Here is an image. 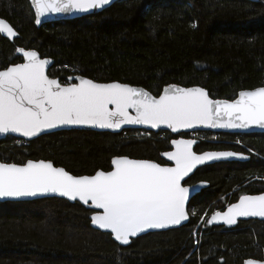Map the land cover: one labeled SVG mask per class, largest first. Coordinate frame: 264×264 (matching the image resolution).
Listing matches in <instances>:
<instances>
[{
  "label": "trees",
  "instance_id": "trees-1",
  "mask_svg": "<svg viewBox=\"0 0 264 264\" xmlns=\"http://www.w3.org/2000/svg\"><path fill=\"white\" fill-rule=\"evenodd\" d=\"M0 17L19 34L13 40L0 34V69L20 62L16 49L24 47L52 58L48 75L64 84L79 74L139 85L154 95L168 84L198 85L212 98L228 100L241 90L264 86V0H118L100 12L39 27L29 0H0ZM195 134L196 152L231 149L249 159L201 166L184 181L209 183L190 199L185 224L121 246L110 233L91 227L93 211L77 201L0 202V264L264 260V220H240L231 228L207 224L209 215L236 200L240 190L264 191V133ZM173 136L140 129H69L29 141L8 135L0 139V161L50 160L74 175L109 170L114 156L165 164L162 154L171 148Z\"/></svg>",
  "mask_w": 264,
  "mask_h": 264
},
{
  "label": "snow or ice",
  "instance_id": "snow-or-ice-1",
  "mask_svg": "<svg viewBox=\"0 0 264 264\" xmlns=\"http://www.w3.org/2000/svg\"><path fill=\"white\" fill-rule=\"evenodd\" d=\"M110 2L32 0L37 24L47 13L88 12ZM0 34L9 38L17 35L3 18H0ZM16 51L23 54L25 62L0 70V134L14 132L33 137L64 125L108 129H120L125 124L152 128L167 125L173 132L196 125L264 127V87L242 90L229 101L211 99L202 87L184 88L175 84L166 86L158 97L126 83H98L80 76L75 77L78 83L62 85L46 74L48 59H42L35 50ZM171 143L175 150L163 155L175 162L173 167L117 156L111 161V171L97 170L94 175L76 176L63 167H55L51 161L0 162V198L55 193L71 200L79 199L84 204L91 202L102 210L91 216L92 224L110 230L115 240L128 244L130 237L150 229L179 225L188 219L185 205L190 187L182 181L198 165L243 156L231 151L197 154L192 150L196 141L191 139ZM250 216L264 217V194L241 195L238 203L229 205L224 213L215 212L207 223L221 218L232 225L237 217ZM245 264L261 262L250 259Z\"/></svg>",
  "mask_w": 264,
  "mask_h": 264
},
{
  "label": "water",
  "instance_id": "water-1",
  "mask_svg": "<svg viewBox=\"0 0 264 264\" xmlns=\"http://www.w3.org/2000/svg\"><path fill=\"white\" fill-rule=\"evenodd\" d=\"M116 1L118 0H111V2L108 4V5H105L103 8H99V9H92L88 12H78V11H73V12H65V13H47L45 14L44 16H41L40 17V23L37 24L36 23V12H35V7L34 5L32 4V0H29L30 2V5H31V8H32V11L34 13V24L35 26L39 27L40 25H42L43 23H47V22H53V21H58V20H65V19H73V18H77V17H81V16H84V15H87V14H92V13H97V12H100L106 8H108L109 6H111L112 4H114ZM250 1H254V2H257L258 0H250ZM0 18H3V17H0ZM5 19V18H3ZM6 20V19H5ZM9 22V21H8ZM10 23V22H9ZM14 28V27H13ZM15 29V28H14ZM16 31V29H15ZM17 35L15 37H7L5 34H1L3 37L9 39V40H13L14 38H17L19 36L18 32L16 31ZM19 48H23L25 50H35V49H32V48H24V47H19ZM39 56L44 59H48L50 61V63L46 66V74L48 75V69L53 65V59L50 58V57H42L40 55V53L35 50ZM17 55H19L21 57V61L20 62H17L15 64H19V63H24V57H23V54L22 53H19L17 52ZM11 65H14V64H11ZM10 66V65H9ZM8 67V66H7ZM4 69V68H3ZM2 70V69H0ZM49 76V75H48ZM77 76H80V77H84V78H87V79H91L89 77H85L83 75H79V74H75V75H72L70 79V83H78L79 81L75 79V77ZM49 78H52V79H57L59 80V78L57 77H51L49 76ZM93 80V79H91ZM95 82H98V83H110V82H120V83H125V82H121V81H117V80H113V81H108V82H99V81H96V80H93ZM60 82V80H59ZM61 83V82H60ZM62 85H66V84H69V83H61ZM126 84H129V85H132L134 87H139V88H143L144 90L148 91L146 88L142 87V86H139V85H133V84H130V83H126ZM168 85H173V84H168ZM168 85H165L161 92L158 94V95H154L150 92L153 96H159L162 92H163V89L168 86ZM177 85V84H175ZM180 87H184V88H190V87H201V86H198V85H194V86H189V87H185V86H181V85H178ZM259 87H264V86H259ZM203 88V87H202ZM258 88V87H256ZM205 89V88H204ZM255 88H252V89H244V90H253ZM206 90V89H205ZM207 91V90H206ZM242 91V90H241ZM208 92V91H207ZM240 92V91H239ZM238 92V94H239ZM237 94V96H238ZM236 96V97H237ZM209 97L211 99H219V100H228V99H222V98H212L210 95ZM235 97V98H236ZM234 98V99H235ZM233 100V99H232ZM231 101V100H229ZM131 114L132 115H135V112L134 110H130ZM69 129H83V130H95V131H109V132H113V133H117V132H120L124 129H140V130H146V131H153V132H157L159 130L161 131H169L171 134L173 135H180L182 133L186 134V133H192V132H200V131H210V132H224V133H264V127H260V126H257V125H253L251 127H248V128H221V127H216V128H212V127H208V126H205V125H196L194 126L193 128H190V129H179L178 131L176 132H173L170 128L167 127V125H161L160 127L158 128H152L150 125H144V124H125V125H122L120 129H108V128H99V127H96V126H91V125H64V126H58L56 128H52V129H46L44 130L43 132L39 133L37 136H33V137H25L23 136L22 134L20 133H14V132H9V133H4V134H0V139L8 136V135H11V136H14V137H17V138H20V139H23L25 141H29V140H32L38 136H41L43 134H47V133H51V132H55V131H60V130H69ZM178 139H185V140H188V139H191V140H195L196 143H197V139L195 138H186V137H182V136H179L173 140H178ZM195 143V144H196ZM195 144H193L192 146V150L194 152H196L194 150V146ZM175 150V146L172 145L171 143V149L165 151V152H170V151H174ZM224 151H231V152H236V153H242V152H237V151H234V150H229V149H220V150H205V151H202V152H196L197 154H202L204 152H224ZM163 152V154L165 153ZM162 154V157L163 159L167 162L165 164H160L158 163L157 161L155 160H150V159H139V158H131L129 157L130 159H138V160H150V161H154L158 164H160L161 166H169V167H173L175 166V162L174 161H170L166 156H164ZM243 156H237V157H227V158H219V159H214V160H211V161H206L205 163L201 164V165H198L195 169H193V171L187 176L185 177L184 181L189 178L193 173L194 171L201 167V166H204V165H208V164H213V163H217V162H236V161H240V162H243V161H247L249 159V155L246 154V153H242ZM114 157H117V156H114ZM112 157L111 158V161L112 159L114 158ZM128 157V156H127ZM40 160H43V159H40ZM28 161V160H27ZM26 161V162H27ZM33 161H39V160H33ZM45 161H50V160H45ZM2 162V161H0ZM24 162V163H26ZM52 162V161H51ZM4 163H8V162H4ZM53 163V162H52ZM17 164V163H16ZM23 164V163H22ZM54 164V163H53ZM111 165V168L109 170H103V171H111L112 170V163H110ZM55 167H62V166H56L54 164ZM64 168V167H63ZM65 169V168H64ZM66 170V169H65ZM98 170H101V169H98ZM69 172V171H68ZM96 172V171H95ZM95 172L93 174H83V175H94ZM71 173V172H70ZM72 174V173H71ZM74 175V174H72ZM76 176H81V175H76ZM184 181H182V184L186 187H190V195H189V200L186 202V211L188 213V219L184 220V221H181V223L179 225H170L166 228H163V229H150V230H147L146 232L144 233H140L138 234L137 236L135 237H130L129 238V243L128 244H122L120 243L119 241L115 240L114 236L111 234L110 230H104V229H100L98 226L96 225H93L92 222H91V216L95 213V212H98V211H102L101 209H97L95 208L94 205L91 204V202H89L88 204H84L82 201H80L79 199L77 200H71L67 197H63V196H60L59 194H55V193H50V194H43V195H37L35 197H22V198H0V202H6V201H31V200H35V199H40V198H45V197H59V198H63V199H66L68 200L69 202H79L80 204H82L84 207L92 210L93 212L89 215V219H90V225L92 228L94 229H97L99 231H102V232H105V233H110L111 234V237L112 239L119 245L121 246H127L130 244L131 240L136 238V237H139L141 235H144V234H147L149 232H155V231H164V230H168V229H172V228H176V227H179L183 224H185L188 220H189V217H190V214L188 212V203L190 201V199L198 194L203 188H206L209 183L206 182V181H198L196 183H193V184H184ZM260 194H264V193H259V194H245V195H260ZM240 198V197H239ZM239 198L236 202L234 203H231L230 205L232 204H236L239 202ZM228 207L227 206L225 209L221 210V211H215V212H220V213H224L228 210ZM213 212L212 214L209 215V217L207 218V221L212 217V215L215 213ZM249 219H257V220H264V217H237L236 218V223L235 224H232V225H228L224 222L223 219L221 218H217V220L213 221L211 224L207 223L208 225H223L225 227H228V228H231V227H234L238 221L240 220H249ZM254 260V261H259L261 262V264H264V260H259V259H254V258H246L243 260L242 264H245L246 261L248 260Z\"/></svg>",
  "mask_w": 264,
  "mask_h": 264
},
{
  "label": "flooded vegetation",
  "instance_id": "flooded-vegetation-1",
  "mask_svg": "<svg viewBox=\"0 0 264 264\" xmlns=\"http://www.w3.org/2000/svg\"><path fill=\"white\" fill-rule=\"evenodd\" d=\"M188 134V135H187ZM179 136H182V137H186V138H195L196 139V134H195V132H192V133H186V135H184V134H180V135H175V136H173L172 137V140L173 139H175V138H177V137H179ZM171 140V141H172ZM171 149V148H170ZM229 150H231V149H229ZM237 152H239V151H237ZM242 153H244V152H242ZM167 163V162H166ZM198 182V181H197ZM194 183H196V182H194ZM185 184V183H184ZM187 184V183H186ZM189 184H193V183H189ZM259 193H264V191H259V192H254V193H251V192H246L244 189H242V190H240L239 191V193L237 194V198H236V200H234V201H232V202H227L226 203V206L223 208V209H225L227 206H229L231 203H234V202H236L237 200H238V198L241 196V195H245V194H259ZM188 205H189V203H188ZM223 209H220V210H217V211H221V210H223ZM215 212V211H214Z\"/></svg>",
  "mask_w": 264,
  "mask_h": 264
},
{
  "label": "rangeland",
  "instance_id": "rangeland-1",
  "mask_svg": "<svg viewBox=\"0 0 264 264\" xmlns=\"http://www.w3.org/2000/svg\"><path fill=\"white\" fill-rule=\"evenodd\" d=\"M70 83V82H69Z\"/></svg>",
  "mask_w": 264,
  "mask_h": 264
}]
</instances>
